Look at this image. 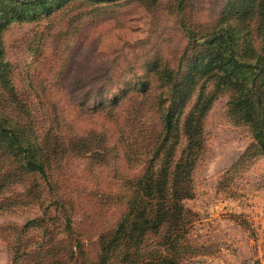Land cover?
<instances>
[{
	"label": "rangeland",
	"instance_id": "374dc122",
	"mask_svg": "<svg viewBox=\"0 0 264 264\" xmlns=\"http://www.w3.org/2000/svg\"><path fill=\"white\" fill-rule=\"evenodd\" d=\"M229 1L47 0L54 10L45 11L22 0H0V142L9 141L4 127L22 123L47 159L46 176L17 164L9 166L11 175L0 171V264L60 256L64 247L73 248L68 236L81 247L74 258L62 257L64 264L97 260L100 235L121 212L104 207L116 202L119 176L146 169L151 146L133 128L143 123L152 135L161 128L160 100L167 93L157 89L152 65L181 71L185 79L203 51V40L193 39L211 33ZM242 18L251 33L237 53L255 58L264 46V11ZM240 73L242 88L264 95V80ZM213 77L208 72L189 79L185 97L176 102L180 118L203 86L214 89ZM139 79L152 87L146 96L138 86L127 91ZM115 95L120 101L111 106ZM232 98L226 91L215 94L202 127L194 195L183 201L191 213L194 252L181 264H264V147L247 116L229 114ZM97 135L108 140H95ZM128 136L135 138L131 164L124 156Z\"/></svg>",
	"mask_w": 264,
	"mask_h": 264
},
{
	"label": "trees",
	"instance_id": "16d2710c",
	"mask_svg": "<svg viewBox=\"0 0 264 264\" xmlns=\"http://www.w3.org/2000/svg\"><path fill=\"white\" fill-rule=\"evenodd\" d=\"M21 3L25 6L39 5L45 11L54 10L53 3L47 0H22ZM183 10L179 5L177 12ZM257 10L264 11V0H231L226 3L211 33L193 39L203 40V51L194 57L185 79L181 71L172 72L170 67H162L158 63L152 65V74L159 82L157 89L167 93L160 96L166 95L160 100L161 128L154 135V131L147 130L148 126L143 123H139L138 129L133 128L138 130L137 135L141 134L146 146H151L150 154L143 159L146 169L142 173L119 176L121 186L115 196L116 202L104 207H120L121 212L114 224L100 235L97 260L93 263L85 260L83 264H181L185 256L194 252L188 237L191 213L183 206V201L194 195L193 171L203 149L201 131L215 94L226 91L232 95L229 114L238 118L247 116L257 145L260 149L264 147V95L261 92L255 94L252 86L242 88L240 79L243 71L264 80V46L255 58L240 57L237 53L239 44L249 41L251 33V29L243 28L239 20ZM181 24L188 34L190 30L182 18ZM187 56L188 53L182 66L186 64ZM241 64L247 68H241L239 72ZM208 72L216 76L213 77L216 79L214 89L207 91L203 86L191 111L180 118L176 102L185 97L183 93L189 88V79ZM136 86L141 94L144 93L143 96L148 95L151 87L147 80L139 79L127 91ZM119 101L120 96L115 95L111 106ZM4 131L9 133V141L0 142V171L6 173L9 166L17 164L29 173L40 172L46 176L47 159L41 157L39 145H33L26 126L17 122L13 127H4ZM95 137L100 142L108 140L103 135ZM126 138L129 141H125L124 156L131 164L136 160L132 152L135 138ZM183 140L186 147L176 159V151ZM99 149L109 151L106 147ZM10 170L7 172L9 175ZM2 184L0 181V189ZM107 197L110 198V194ZM68 238L75 242L73 248L69 245L64 247L60 256L58 253L42 254L35 264H64L62 257L67 260L70 256L74 258L81 242L74 236Z\"/></svg>",
	"mask_w": 264,
	"mask_h": 264
}]
</instances>
